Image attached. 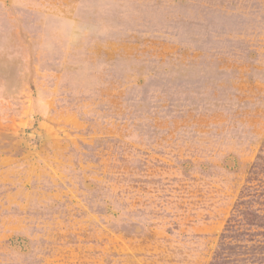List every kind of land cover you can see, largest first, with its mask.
Instances as JSON below:
<instances>
[{
	"label": "rangeland",
	"instance_id": "obj_1",
	"mask_svg": "<svg viewBox=\"0 0 264 264\" xmlns=\"http://www.w3.org/2000/svg\"><path fill=\"white\" fill-rule=\"evenodd\" d=\"M0 264H264V0H0Z\"/></svg>",
	"mask_w": 264,
	"mask_h": 264
}]
</instances>
